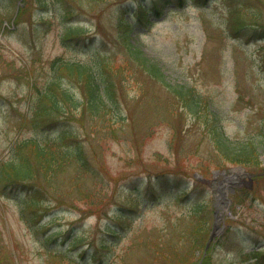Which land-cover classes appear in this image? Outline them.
I'll return each mask as SVG.
<instances>
[{
	"label": "rangeland",
	"instance_id": "obj_1",
	"mask_svg": "<svg viewBox=\"0 0 264 264\" xmlns=\"http://www.w3.org/2000/svg\"><path fill=\"white\" fill-rule=\"evenodd\" d=\"M45 1L42 5L41 0H0V162L11 158L12 149L29 137L62 148L79 145L85 169L73 158L42 184L52 201L57 196L75 206L74 211H55L64 214L59 220L62 226L83 216L81 209L88 213L78 228L96 234L87 239L95 246L99 223L108 219L107 214L117 205H132L134 198L127 188L132 186L133 176L146 177L140 195L146 207L147 175L165 173L174 181L172 190L189 191L190 203L210 200L212 217L206 224L213 228L215 208V218H219L216 239H222L224 219L234 207L230 216L236 220L234 228L250 233L248 242H256L238 253L234 236L222 240L210 249V264L252 262L254 258L244 259L246 252L264 245V144L256 158L235 163L214 147L204 117L215 113L232 144L264 137V0H156L162 11L154 15L152 0H137L149 9L147 19L142 20L132 14L135 0ZM236 8L243 27L230 17L231 9ZM122 9L132 25L127 33L120 26ZM67 15L83 29L77 37L65 40L63 16ZM233 26L238 28L234 32ZM128 40L158 65L164 80L151 77L125 54ZM56 56L110 62L124 119L110 111L94 117L81 107L68 105L63 111L49 112L48 119L37 115L45 105H37V90L50 78ZM166 83L192 88L203 118L183 107ZM63 84L75 91L78 88L68 78ZM62 131L67 133L65 137L59 136ZM233 170L237 179L224 187L218 175ZM202 174L208 180L196 182ZM233 188L246 192L247 197L252 189L254 200H239ZM16 189L11 188L6 198L0 196V264H66V258L40 247L18 220L16 198L22 191ZM157 190L159 195L167 192ZM164 196L157 205L149 203L146 209L141 205L142 212L132 216L130 232L135 234L125 241L130 240L132 247L123 254L124 261L121 243L113 248L115 257L105 258L103 253L105 263L153 264L157 258V264L182 261L188 234L181 232L188 230L194 215L207 213L201 207L193 215L188 200ZM174 223L176 231L170 227ZM60 247L66 255L70 253L68 257L79 260L78 248L67 249V243ZM173 248L179 250L171 255Z\"/></svg>",
	"mask_w": 264,
	"mask_h": 264
},
{
	"label": "trees",
	"instance_id": "obj_2",
	"mask_svg": "<svg viewBox=\"0 0 264 264\" xmlns=\"http://www.w3.org/2000/svg\"><path fill=\"white\" fill-rule=\"evenodd\" d=\"M41 4H47V1L44 2V0H41ZM157 7L159 8L155 4L154 8L157 9ZM148 10L145 5L138 2L134 13L139 20L147 19ZM230 17L235 21L237 26L241 25L243 27L244 22L238 17V8L231 9ZM120 26L125 28L126 33L131 29V24L124 19L123 13L120 15ZM81 29L78 25L68 27L64 32V37H76ZM236 29L238 28L233 26V30L236 31ZM125 54L138 63L140 68L151 77L157 80H164L163 73L158 65L145 57L141 49L133 45L129 40L126 42ZM112 67V64L105 62L104 59L89 63L64 60L61 57H56L51 63L52 73L46 85L42 89L37 90V105L42 103L45 105L41 111L38 109L35 112L41 118L48 119L52 111H63V108H66L68 105L73 108L81 107L83 111L86 110L94 117L110 111L115 115L117 114V118L124 119V116L121 115L122 110L120 109L117 92L111 79V76H113ZM66 78L76 83L78 87L76 91L63 84ZM166 86L182 101L183 107L189 109V111H193L192 113H195L199 118H203L202 112H199V97L192 88L185 86L175 87L167 83ZM211 115L210 117H204V124L214 147L220 153L230 157L229 159L235 163L245 162L257 157L258 147L260 144H264V137L261 140H257L256 138L246 139L236 145L235 143L232 144L224 135L219 120L216 119L218 117L215 113ZM38 121L41 120L38 118ZM61 134L64 137L67 135L65 132ZM81 149L79 145L62 148L57 144H44L36 138H29L19 143L13 150L11 159L0 162V194L7 195L8 191L13 187L25 189L23 194H16L18 195L16 199L20 203L18 220L26 226L42 247L51 251V254L64 259L66 258V264H109L108 262L105 263L102 257L103 253L105 258L115 257L117 251L113 248L114 246L118 247L121 243L123 250L120 258L124 261L123 254L128 252L132 247L129 244L130 240L128 242L125 241L128 237H134L135 234V232H130V223L133 222V219L131 217L132 214H128V211L135 210L130 208L133 204H129L128 207L124 206L126 208L119 206L120 208L114 210L109 215V219H106L103 224L99 223V240L96 246L92 245L90 241H87L91 236L92 239L96 238L95 233L92 234L91 231L89 234H85V231H79L75 226L61 228L43 234L57 216L51 215L47 221L40 222L43 212L50 208V198L46 196L47 190L44 189L42 183L44 180L48 181L50 173H53L56 168L63 166L68 160L74 158L78 164L81 162L80 165L82 166L85 159L83 158L84 153L82 154ZM85 165L82 166L83 169H85ZM194 171L197 170L194 169ZM202 176L207 177L205 174H202ZM135 189L138 188L136 187ZM55 199L58 206L75 207L71 203L60 200V197L56 196ZM201 207L207 215H194ZM190 209H192L191 213L194 212V217L191 218L188 230L184 229L181 232L185 233L186 231L188 234L185 243H183L184 246H182L184 248L183 252L185 253L181 256L183 257L181 262L173 260L170 264H196V261L202 255L211 229V224H206L207 219L212 217L210 200L201 201L192 205ZM84 211L83 209L81 212L84 213ZM176 226V223L172 224L170 226L172 228L171 230L176 231ZM41 232L43 233L41 234ZM58 236H62L63 241L67 240L69 246L81 247L83 243L87 245L80 249L78 261L68 258L63 252L59 253L56 245L53 248L50 242H55ZM123 239L125 240L123 241ZM99 247L101 249L98 251ZM178 250L179 248H173L170 254L174 255ZM210 258L209 255H206L202 263L209 264ZM157 262L158 258L157 260H153V264H157ZM118 264H129V262Z\"/></svg>",
	"mask_w": 264,
	"mask_h": 264
},
{
	"label": "bare ground",
	"instance_id": "obj_3",
	"mask_svg": "<svg viewBox=\"0 0 264 264\" xmlns=\"http://www.w3.org/2000/svg\"><path fill=\"white\" fill-rule=\"evenodd\" d=\"M238 176V173H237V171H231V172H229V173H227V174H222L221 175V177H222V185L225 187L226 186V184L228 185V184H230L234 179H236V177ZM220 186V189H222L223 188V186Z\"/></svg>",
	"mask_w": 264,
	"mask_h": 264
}]
</instances>
